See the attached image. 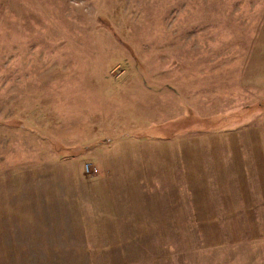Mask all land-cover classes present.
<instances>
[{
	"label": "rangeland",
	"instance_id": "obj_1",
	"mask_svg": "<svg viewBox=\"0 0 264 264\" xmlns=\"http://www.w3.org/2000/svg\"><path fill=\"white\" fill-rule=\"evenodd\" d=\"M0 264H264V0H0Z\"/></svg>",
	"mask_w": 264,
	"mask_h": 264
},
{
	"label": "built area",
	"instance_id": "obj_2",
	"mask_svg": "<svg viewBox=\"0 0 264 264\" xmlns=\"http://www.w3.org/2000/svg\"><path fill=\"white\" fill-rule=\"evenodd\" d=\"M84 168H85V170H86L87 172H91V173L96 172V168H95L94 166H91V165L88 164V163L85 164Z\"/></svg>",
	"mask_w": 264,
	"mask_h": 264
}]
</instances>
